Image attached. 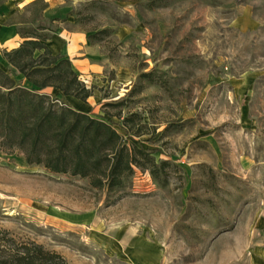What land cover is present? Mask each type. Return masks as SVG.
I'll return each instance as SVG.
<instances>
[{
    "label": "rangeland",
    "instance_id": "1",
    "mask_svg": "<svg viewBox=\"0 0 264 264\" xmlns=\"http://www.w3.org/2000/svg\"><path fill=\"white\" fill-rule=\"evenodd\" d=\"M51 2L67 14L47 44L92 89L66 103L111 117L155 170L107 190L0 151V226L67 264H264V0Z\"/></svg>",
    "mask_w": 264,
    "mask_h": 264
},
{
    "label": "trees",
    "instance_id": "2",
    "mask_svg": "<svg viewBox=\"0 0 264 264\" xmlns=\"http://www.w3.org/2000/svg\"><path fill=\"white\" fill-rule=\"evenodd\" d=\"M162 1L147 3L153 7ZM47 6L45 0H32L22 13L16 12L6 21L16 25L21 42L15 48L4 49L2 56L22 78L17 79L10 68L0 66V151L21 153L27 166L89 177L94 186L107 190L124 187L134 165L147 168L149 162L154 174L153 151L127 143L111 117H95L66 103L67 96L85 101L92 89L73 70L70 58L54 54L49 48L47 41L57 31L54 22L59 19L42 17ZM27 13L32 17L22 20ZM48 89L58 90L61 97ZM125 122L123 119L119 123L125 136L133 135ZM136 154L144 160L137 159ZM0 264L67 261L60 253L35 241L18 239L0 226Z\"/></svg>",
    "mask_w": 264,
    "mask_h": 264
},
{
    "label": "crops",
    "instance_id": "3",
    "mask_svg": "<svg viewBox=\"0 0 264 264\" xmlns=\"http://www.w3.org/2000/svg\"><path fill=\"white\" fill-rule=\"evenodd\" d=\"M31 1L32 0H3L2 2H0V41L4 42L6 44H8L6 41H9L11 44L10 46H12V48H15V47H13L15 45L12 44L13 40L16 38V36H19V35L17 33L16 25L15 24H8L6 21L10 18L11 15H13L16 12L22 13L26 4H28ZM45 1H46L48 6L42 11V17L43 18H49V19L58 18L59 19V17H62L63 15L65 16V14H67V10H65L62 6L54 5L51 2V0H45ZM21 7H23V10L21 12H19L18 10H21ZM48 9L52 10V13L50 15L46 14ZM53 10H55V12ZM56 10H57V12H56ZM46 16H49V17H46ZM52 38H53V36L48 41H51ZM54 54H61V55L64 54L62 51V44L61 43H57V50H55ZM9 66L10 65H8V63H7L6 67L10 68Z\"/></svg>",
    "mask_w": 264,
    "mask_h": 264
},
{
    "label": "bare ground",
    "instance_id": "4",
    "mask_svg": "<svg viewBox=\"0 0 264 264\" xmlns=\"http://www.w3.org/2000/svg\"><path fill=\"white\" fill-rule=\"evenodd\" d=\"M8 44H10V42L9 41H6ZM22 169H24V168H22Z\"/></svg>",
    "mask_w": 264,
    "mask_h": 264
}]
</instances>
